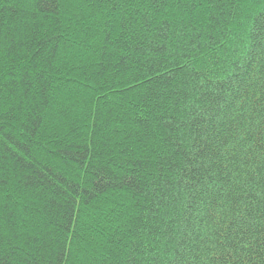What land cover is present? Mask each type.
<instances>
[{
  "label": "trees",
  "instance_id": "16d2710c",
  "mask_svg": "<svg viewBox=\"0 0 264 264\" xmlns=\"http://www.w3.org/2000/svg\"><path fill=\"white\" fill-rule=\"evenodd\" d=\"M0 264H264V0H0Z\"/></svg>",
  "mask_w": 264,
  "mask_h": 264
}]
</instances>
